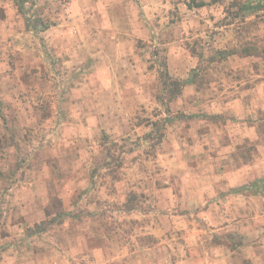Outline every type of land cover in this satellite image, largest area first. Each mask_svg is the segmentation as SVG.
<instances>
[{
  "label": "rangeland",
  "instance_id": "obj_1",
  "mask_svg": "<svg viewBox=\"0 0 264 264\" xmlns=\"http://www.w3.org/2000/svg\"><path fill=\"white\" fill-rule=\"evenodd\" d=\"M198 1L0 0V264L264 255L246 209H208L242 191L264 216V0ZM103 61L137 67L112 93ZM166 71L195 82L171 100Z\"/></svg>",
  "mask_w": 264,
  "mask_h": 264
},
{
  "label": "crops",
  "instance_id": "obj_2",
  "mask_svg": "<svg viewBox=\"0 0 264 264\" xmlns=\"http://www.w3.org/2000/svg\"><path fill=\"white\" fill-rule=\"evenodd\" d=\"M79 1H81V0H73V2H76V3H78ZM76 62L77 61H64V64L66 66L70 67L69 73L73 72L74 67L77 65ZM103 63L104 64L99 66V67H101L100 72L97 70V72L101 73V74H99V77L97 76V79L95 81L98 84L101 83L100 86H104L105 89L110 90L112 93L117 91L119 88L122 89L124 87V84H123V86L119 85L120 81L123 83V82H126V81L129 80L128 78H124L122 80L123 77H121L120 74H119V71L122 69L121 66H123L126 69H128L129 66H134V67L136 66L137 67V65L131 64L130 61H103ZM120 63H122V65H120ZM103 70H105L106 73H102ZM186 80H188V79H186ZM132 81H134V79H132ZM131 86H133V85H131ZM128 89H131V88H128ZM110 106L117 107L118 105L114 102L113 104H110ZM105 112H110V110L108 111V109H107V110H105ZM223 190H225V189H223ZM240 196L244 197V192H242V191H234L233 192L232 191V192H229V194L227 192V196H226L227 203H225V204L224 203H221V204H216V203L215 204H210L208 206V209L210 211H212L214 209L216 211L217 210H221L222 211L221 212L222 215L227 210L229 212L228 214L231 217L230 220H238L240 215L243 216L245 214V217H243V218H246V219H244L245 220L244 222H247V224L249 226L250 225L251 226H259V224H264V216L261 217L262 218V222L261 223H257L258 220L255 219L254 216H251V217L248 216L249 215L248 210L249 209L250 210H254V205H253V202L251 200H256V198L254 196H252V194L247 193V195H245V197L248 198V199L245 200L244 203L241 202L244 207H240L239 201H238L240 199ZM215 206H217V207H215ZM219 208H224V209H219ZM225 208H226V210H225ZM244 209H246V212L243 214L242 211L240 212V210H244ZM216 219H219V218H217V216L215 215L214 212L207 213V220L210 223H215L217 221ZM230 223H231V221H230ZM261 229L264 230V227L261 228ZM261 229L257 230L256 233L258 231H261ZM190 240H191V237H190ZM256 242L257 241H255L253 243L248 242L249 244H245V245H247V247L248 246L251 247V248L254 247V250H252L251 254H249V256L247 258H250L252 260L253 264H264V255L259 254L260 251L259 252L256 251V249L258 248V246H256ZM230 243H231V241H230ZM229 244H225L224 242H222V243L216 245V249L217 250H219V251H223L224 250V252L225 251L229 252L228 254L224 253V252L219 253L217 255V257H216V259H217V263L216 264H223V263L224 264H228L229 257L232 259L235 250H234V247L232 245H229ZM95 251L96 252L97 251L98 252L102 251V248H94V252ZM194 255H197V257L199 256L200 263H202V264L205 263V258L203 257V254L200 251L197 250V252H194ZM188 259H190V258H188ZM193 259H194V262H192L191 259H190V260H188V262L185 261L183 263L184 264H196V260L197 259H195L194 257H193Z\"/></svg>",
  "mask_w": 264,
  "mask_h": 264
},
{
  "label": "trees",
  "instance_id": "obj_3",
  "mask_svg": "<svg viewBox=\"0 0 264 264\" xmlns=\"http://www.w3.org/2000/svg\"><path fill=\"white\" fill-rule=\"evenodd\" d=\"M13 1L18 6V9L20 12L21 11L23 12L25 4L28 2V0H13ZM202 5H203V3L198 1V0H189V6L190 7H192V6L197 7V6H202ZM248 6L250 7V5H248ZM253 7H256V6H252L250 8H253ZM261 49H262L261 52L264 53V47H262ZM246 50H247V52H245L246 55H251V54L258 52L257 47H255L253 49L251 47L248 49H242V51H246ZM237 51H238L237 49H223V50H217L216 52L220 56H222V58H227L228 56L237 53ZM163 74H164L163 75L164 79L162 82L165 85V88H168L169 94H170L169 98L171 100H173L174 98H177L181 94V92H182V90L186 84L195 82L194 79H192V78L188 79V80H183V81L178 80V79H172L169 76V73L167 71ZM263 119H264V116H263Z\"/></svg>",
  "mask_w": 264,
  "mask_h": 264
}]
</instances>
